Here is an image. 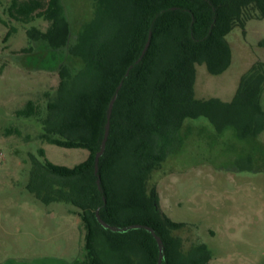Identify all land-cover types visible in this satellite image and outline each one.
Instances as JSON below:
<instances>
[{"label": "trees", "instance_id": "trees-1", "mask_svg": "<svg viewBox=\"0 0 264 264\" xmlns=\"http://www.w3.org/2000/svg\"><path fill=\"white\" fill-rule=\"evenodd\" d=\"M92 2L93 17L72 42L61 0H13L8 8L14 21L49 23L45 32L34 27L27 31L31 42L65 49L82 63L81 68L60 66L56 89L44 93V108L28 101L16 115L39 122L41 142L83 149L88 157L68 168L51 163L40 149V159L30 156L26 189L45 205L66 203L74 208L84 230L81 264L158 263V246L150 232H111L97 222L96 212L111 226L151 227L163 243L161 264H210L212 252L206 244L184 247L176 232L185 224L161 212L149 179L176 151L188 119L205 118L218 134L231 128L240 140L257 139L264 132V63H256L241 78L230 102L197 99L194 91L196 66H205L213 76L229 68L232 53L226 37L251 19H263L264 0ZM149 33V47L136 63ZM116 93L105 152L95 174V156Z\"/></svg>", "mask_w": 264, "mask_h": 264}, {"label": "rangeland", "instance_id": "rangeland-1", "mask_svg": "<svg viewBox=\"0 0 264 264\" xmlns=\"http://www.w3.org/2000/svg\"><path fill=\"white\" fill-rule=\"evenodd\" d=\"M12 1L0 0V264H80L84 230L74 208L45 205L26 184L30 156L40 159V149L51 163L68 168L84 162L88 152L41 142L39 122L16 113L28 101L44 108V93L56 89L60 66L81 68L82 63L65 49L31 42L27 31L34 27L45 32L49 23L10 19ZM61 4L72 42L92 19L93 2ZM10 29L14 31L5 37ZM226 39L231 65L217 76L196 66L197 99L230 102L241 78L256 63H264V18L247 21L244 29L235 27ZM261 96L264 100V89ZM152 187L161 212L185 224L176 232L185 248L206 244L212 252L210 264L264 263V132L257 139L240 140L231 128L218 134L207 119H188L176 151L151 175Z\"/></svg>", "mask_w": 264, "mask_h": 264}, {"label": "water", "instance_id": "water-1", "mask_svg": "<svg viewBox=\"0 0 264 264\" xmlns=\"http://www.w3.org/2000/svg\"><path fill=\"white\" fill-rule=\"evenodd\" d=\"M150 39H151V33H149L148 39H147V42H146V44L144 46V49L142 51L141 57L137 60L136 63L140 62L142 56L145 54L146 50L148 49L149 44H150ZM129 70H128V72H129ZM128 72H127V74H128ZM120 88H121V85H119L118 90ZM116 98H117V93L113 96V98H112V100H111V102L109 104L108 110H107V118H106L105 130H104V137H103V140H102V143H101V146H100V150L95 156V165H94V173L95 174L98 173V162H99V159L103 156V154L105 152L106 142H107L108 135H109V130H110L111 113H112L113 106H114V103L116 101ZM97 186H98V189L100 190V179L99 178L97 180ZM96 219H97V222L104 229L110 230L111 232H124V231H127L129 229H145L146 231L150 232L152 234L153 238L155 239V241L157 243V246H158L159 259H158V263L157 264H161L162 263V259H163V243H162L161 238L155 234L154 230L151 227L143 226V225H132V226H129V227L119 228V227H116V226H111V225L107 224L106 222H104L101 219V217H100L98 212H96Z\"/></svg>", "mask_w": 264, "mask_h": 264}, {"label": "crops", "instance_id": "crops-1", "mask_svg": "<svg viewBox=\"0 0 264 264\" xmlns=\"http://www.w3.org/2000/svg\"><path fill=\"white\" fill-rule=\"evenodd\" d=\"M81 264V263H80Z\"/></svg>", "mask_w": 264, "mask_h": 264}]
</instances>
